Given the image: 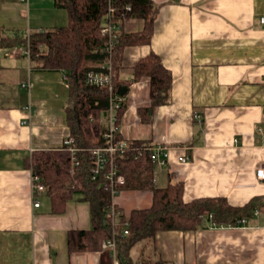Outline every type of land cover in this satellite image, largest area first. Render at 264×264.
<instances>
[{
  "label": "crops",
  "instance_id": "0c3cea01",
  "mask_svg": "<svg viewBox=\"0 0 264 264\" xmlns=\"http://www.w3.org/2000/svg\"><path fill=\"white\" fill-rule=\"evenodd\" d=\"M152 1L159 10L151 42L124 49L119 76L131 80L137 63L155 54L172 75L171 91L165 104L151 109L150 79L130 84L121 138L167 147L168 166L154 164L155 187L182 184L186 203L219 198L235 208L254 199L261 204L245 226L212 222L195 231L158 232L154 241L135 246L131 258L264 264V182L256 177L264 166V0ZM67 24L57 0H0V30L13 43L0 50V264H114L102 248L69 251V233L92 228L88 202L77 196L55 212L47 192L33 193V154L60 150L70 137L69 88L63 71L34 66L26 42L33 33ZM143 29L144 21L132 16L121 22L120 33ZM141 110L151 111L150 121H143ZM181 156L189 160L181 163ZM152 202L153 191L146 189H124L117 199L127 219Z\"/></svg>",
  "mask_w": 264,
  "mask_h": 264
},
{
  "label": "trees",
  "instance_id": "16d2710c",
  "mask_svg": "<svg viewBox=\"0 0 264 264\" xmlns=\"http://www.w3.org/2000/svg\"><path fill=\"white\" fill-rule=\"evenodd\" d=\"M111 1L116 7L131 6V12L120 11L119 17L135 16L144 21L142 32L130 35L120 33L112 56L116 90L120 92L139 79L148 77L151 81V109L165 104L171 91L172 75L157 55L151 54L139 61L131 80L124 81L119 76L124 49L151 42L159 6L152 0ZM57 4L67 12L68 24L31 34L26 48L37 69L65 73L69 88L67 124L70 137L74 140L73 146L83 151L80 156L84 164L75 175H71L69 152L62 148L35 152L28 165L33 176L40 177L48 187L47 195L51 199L53 211L61 212L77 196L89 203L92 228L89 231H71L68 247L70 252L98 251L113 234L108 217L111 198L101 180H90L87 159L91 150L106 145L103 137L106 127L102 118L108 108V94L105 90L87 86L86 75L91 69H99L106 60L107 40L101 28L108 12L109 0H57ZM122 21L123 18L120 23ZM10 46L13 43L0 30V50ZM126 107L124 103L118 112V129ZM150 110L140 111L143 121L151 120ZM120 138L118 132L117 139ZM145 146L148 144L135 141L123 155L118 154L116 157L120 174L127 178L123 190L153 191L152 206L132 211L128 218V235L122 237L118 234L116 238L120 264H163L152 258L134 262L131 258L132 250L143 241H154L156 234L162 231H195L209 227L212 222L236 226L243 219H252L256 209L260 208V199H254L241 208L232 207L225 199L219 198L197 199L186 203L182 184L155 187V163L148 153L136 158L138 149ZM121 230L122 227L119 228Z\"/></svg>",
  "mask_w": 264,
  "mask_h": 264
},
{
  "label": "built area",
  "instance_id": "2783aa9c",
  "mask_svg": "<svg viewBox=\"0 0 264 264\" xmlns=\"http://www.w3.org/2000/svg\"><path fill=\"white\" fill-rule=\"evenodd\" d=\"M25 2L27 0H19ZM131 12L132 8L130 5H122L116 7L109 0L108 12L105 16V22L102 25L101 33L106 38L107 44L105 47L106 60L99 66V69H91L86 75V85L89 87H96L105 90L108 94V108L104 113L102 122L106 127V131L103 134L106 142L105 146L95 148L90 151L89 158L87 159L90 180L96 182L101 180L102 186L110 193L111 204L108 209V217L110 218L111 225L113 228V234L111 238L105 240L102 244V249L111 253L114 264H120L117 254V241L118 234L125 237L128 235L129 222L124 216L121 209L118 207L117 199L123 191V187L127 184V178L120 174L116 157L118 154L123 155L129 148L132 147L133 142H129L125 139H117V134L120 130L117 127L118 112L125 103L126 98L116 90L114 84L113 67H112V56L116 44L119 41L120 30H121V19H125L122 16L119 17V12ZM261 24L264 26V17L261 18ZM25 54L30 57V51L28 47L25 50ZM24 88L30 86L23 85ZM26 111L31 114L32 108L30 106L25 108ZM74 140L69 137L63 146L70 155V174L75 175L76 172L84 164V160L81 159L80 149L73 146ZM148 153L151 160L161 168H166L170 160V150L167 147L161 145H148L139 148L137 151V157H141L143 154ZM179 162L186 163L189 158L187 156H181L178 158ZM256 177L259 181L264 182V166L259 167L256 171ZM48 191L42 179L38 176H33V193L34 196L44 194ZM34 207L39 208L40 202L35 200ZM258 215V212H256ZM124 218V219H122ZM212 218V216L210 217ZM247 220L243 219L238 222L236 226H245ZM213 227H216V223H212ZM233 227V225H227ZM122 230L119 231V228Z\"/></svg>",
  "mask_w": 264,
  "mask_h": 264
},
{
  "label": "water",
  "instance_id": "95a60500",
  "mask_svg": "<svg viewBox=\"0 0 264 264\" xmlns=\"http://www.w3.org/2000/svg\"><path fill=\"white\" fill-rule=\"evenodd\" d=\"M126 92H127V89L126 88H123L121 91H120V94L125 96L126 95Z\"/></svg>",
  "mask_w": 264,
  "mask_h": 264
},
{
  "label": "rangeland",
  "instance_id": "374dc122",
  "mask_svg": "<svg viewBox=\"0 0 264 264\" xmlns=\"http://www.w3.org/2000/svg\"><path fill=\"white\" fill-rule=\"evenodd\" d=\"M151 252H153V251H151ZM136 256V255H135ZM137 256H138V254H137ZM149 258H153V256H152V254L148 257V259ZM135 260V259H134ZM136 261V260H135ZM136 262H138V261H136Z\"/></svg>",
  "mask_w": 264,
  "mask_h": 264
}]
</instances>
